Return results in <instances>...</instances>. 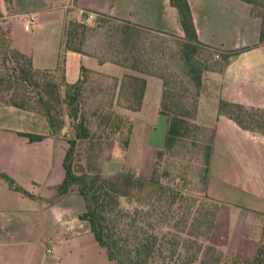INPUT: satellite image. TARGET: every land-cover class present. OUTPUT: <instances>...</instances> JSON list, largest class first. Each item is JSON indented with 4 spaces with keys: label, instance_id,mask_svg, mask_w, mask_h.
Here are the masks:
<instances>
[{
    "label": "crops",
    "instance_id": "obj_1",
    "mask_svg": "<svg viewBox=\"0 0 264 264\" xmlns=\"http://www.w3.org/2000/svg\"><path fill=\"white\" fill-rule=\"evenodd\" d=\"M189 2L200 41L229 55L222 66L206 73L208 91L201 96L199 106V116L214 129L208 193L219 201L220 210L211 241L240 258L253 259L258 231L264 225V135L220 114L218 102L224 99L264 108L262 19L252 14L250 4L243 0ZM12 6L13 46L40 69L60 68L71 10L79 16L83 8L162 33L185 35L178 9L170 0H13ZM82 65L119 80L131 73L122 65L68 51L67 82L73 83L70 78L75 66L81 75ZM132 74L146 79L143 111L150 92L149 76L153 75ZM162 117L164 136L154 141V127L148 124L145 149L131 164L144 177L152 174L157 153L165 144L168 124ZM134 127L133 122L131 142ZM30 135L43 138L30 140ZM68 148V140L51 133L42 113L0 103V264H96L99 257L101 264L115 262L96 241L90 222L80 217L86 203L78 188L57 193L66 176ZM128 149L115 146L112 158L104 164L105 176L125 170ZM1 173L25 192L13 189Z\"/></svg>",
    "mask_w": 264,
    "mask_h": 264
},
{
    "label": "trees",
    "instance_id": "obj_2",
    "mask_svg": "<svg viewBox=\"0 0 264 264\" xmlns=\"http://www.w3.org/2000/svg\"><path fill=\"white\" fill-rule=\"evenodd\" d=\"M243 1L252 5V14L262 19L260 42L264 43V12H255L258 1ZM5 2H9L13 10V0ZM170 3L178 9L184 29L185 35L178 43L177 53L182 63V80L187 79L186 84H192L197 91L192 105L171 90L166 76L154 69L147 56V47L142 43L143 33L160 31L100 15L95 19L98 27L109 24L104 51L101 55H94L84 45L90 29L88 23L76 18L73 10L65 27L59 69L36 68L30 56L13 46L10 23L5 33L0 21V90L11 96L0 103L42 113L52 134L62 131L66 110L73 136L68 139L64 163L66 176L57 187V193L65 194L73 186L78 188L86 203V210L80 217L90 222L96 241L117 264H264V225L258 231V248L253 259L226 254L211 241L220 210L219 201L208 193L214 132L210 142L202 146L203 164L196 183L199 185L192 186L194 183L187 172L189 166L180 175L174 176L168 169L161 172L166 156L186 147L187 139L200 128L194 119L197 118L199 96L208 72L207 61L201 56V50L208 47L198 37L189 0H170ZM68 51L90 54L101 63L112 62L163 79L160 114L167 119V134L150 177L131 172H121L112 177L105 176L103 172H77L74 156L79 141L112 139L127 150L134 119L116 111L112 102L108 107L100 104L90 110L85 85L90 73H102L82 65L80 79L76 83L67 82L65 55ZM228 57L223 55L222 60L226 61ZM59 71L62 72V81L58 79ZM146 84L143 77L134 74L123 76L119 83V96L125 99V108L132 112L140 111ZM189 106L190 109H184ZM218 112L242 128L264 135V108L220 99ZM29 138L41 140L43 137L30 135ZM192 145L198 146L195 141ZM1 174L13 189L25 192L13 179Z\"/></svg>",
    "mask_w": 264,
    "mask_h": 264
},
{
    "label": "rangeland",
    "instance_id": "obj_3",
    "mask_svg": "<svg viewBox=\"0 0 264 264\" xmlns=\"http://www.w3.org/2000/svg\"><path fill=\"white\" fill-rule=\"evenodd\" d=\"M258 1L256 13L264 12V0ZM251 8L253 7L250 5ZM0 8L3 11V17L0 18L4 28V32L8 31V26L11 20V16L14 14V10L10 9L9 2L0 0ZM76 18L79 19L77 14ZM108 22L104 26L98 27L96 20L89 22L87 25L88 29L85 48L94 55H101L103 53V46L106 42V29ZM142 43H145L147 47V56L151 60L154 69L158 72L163 73L169 81L171 90L176 95L181 96L183 99L188 101L190 105L193 104L195 95L197 93L196 88L192 84H186L183 81L184 78L182 63L178 55V43L181 42L182 38L178 35L162 32H147L143 33ZM219 54L220 57L217 56ZM225 55L220 53L216 49L203 48L201 50V56L205 57L208 71L222 66L224 60L222 56ZM132 74L134 71L128 68ZM140 73V72H138ZM150 77L149 96L147 98L146 107L143 111L132 112L125 108L126 101L121 99L119 96V80L117 77L111 74H96L90 73L88 76V83L85 85V97L90 106V110H94L97 105L109 106L112 102L113 108L127 117L134 118V135L128 154L126 156L125 170L122 172H131L137 176H142L136 170L131 168L132 162H136L139 158V153L145 149L143 141L146 139L148 124L154 127L153 138L154 141L159 142L162 136L166 132L165 119L161 116V99L163 94V79L157 76ZM80 78V69L75 66V71L71 75V82L76 83ZM58 79L62 81V72H58ZM153 81V82H152ZM64 88H62V92ZM208 91V84L205 83L201 88L199 102H198V113L197 118L194 119L195 123L199 125V129L193 136L187 139L188 145L182 150L177 151L175 154L167 155L161 165V172L164 169H168L172 175H180L186 171L189 166V178L194 183L192 186H197V177L201 173V167L203 164L202 146L208 144L214 132L213 126L204 122L203 118L199 116L200 98ZM11 98L10 94L2 93L0 90V101H7ZM174 108V107H173ZM190 109V106L188 108ZM135 113V114H134ZM61 138L68 140L73 136V130L71 127L70 119L67 116V112L64 109V127L59 133ZM195 141L198 146H193L192 142ZM120 144L117 140L112 139H91L85 141H79L74 161L77 172L90 171V172H103L104 164L112 158L115 150V146ZM121 145V144H120ZM122 148H124L121 145ZM126 150V149H124ZM114 165V164H113ZM121 172L115 173L112 176H116ZM110 176V177H112ZM151 176V175H150ZM149 176V177H150ZM144 177V176H142ZM148 178V177H146ZM226 254H230L225 251ZM100 257L95 260L96 264H101ZM110 261V260H109ZM112 263V262H111ZM116 264L115 262H113ZM112 263V264H113Z\"/></svg>",
    "mask_w": 264,
    "mask_h": 264
},
{
    "label": "built area",
    "instance_id": "obj_4",
    "mask_svg": "<svg viewBox=\"0 0 264 264\" xmlns=\"http://www.w3.org/2000/svg\"><path fill=\"white\" fill-rule=\"evenodd\" d=\"M78 14L81 18V21L84 23H88L91 20H95L100 16L98 13L83 8L79 9Z\"/></svg>",
    "mask_w": 264,
    "mask_h": 264
}]
</instances>
